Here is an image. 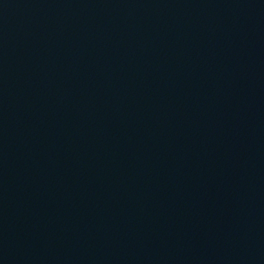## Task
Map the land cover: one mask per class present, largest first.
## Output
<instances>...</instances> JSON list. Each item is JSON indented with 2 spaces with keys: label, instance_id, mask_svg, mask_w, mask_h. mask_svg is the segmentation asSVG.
I'll return each instance as SVG.
<instances>
[{
  "label": "water",
  "instance_id": "95a60500",
  "mask_svg": "<svg viewBox=\"0 0 264 264\" xmlns=\"http://www.w3.org/2000/svg\"><path fill=\"white\" fill-rule=\"evenodd\" d=\"M0 264H264V0H0Z\"/></svg>",
  "mask_w": 264,
  "mask_h": 264
}]
</instances>
